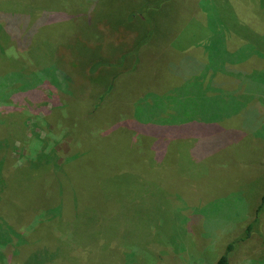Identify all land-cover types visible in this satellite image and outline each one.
Masks as SVG:
<instances>
[{
    "label": "rangeland",
    "instance_id": "rangeland-1",
    "mask_svg": "<svg viewBox=\"0 0 264 264\" xmlns=\"http://www.w3.org/2000/svg\"><path fill=\"white\" fill-rule=\"evenodd\" d=\"M15 1L16 5L11 3L9 11L31 15L32 22L27 29L34 26L35 30L39 26L35 25L38 22L36 16L50 13L53 17L58 11L52 0H34V5L31 1ZM94 1L78 0L81 9L74 18L68 13L65 17L53 18L54 21L49 22V44L46 40L31 46L27 44L30 40L23 43L30 47L24 48L21 60L18 49L7 41L4 59H0V67L3 65L0 109L8 107L2 101L10 99L9 105H12L18 100L15 98L26 93L24 91L33 93L32 99L28 97L32 101L30 111L26 109L25 100H18L25 109L19 107L16 117L15 114L9 116L14 122L17 120V125L22 123L26 133L24 142L21 143L20 137L16 139L9 159L16 166L28 165L32 160L34 165L39 163L35 168L41 176L43 172L49 174L50 169L60 168L74 149L73 144L70 148L71 137L67 136L65 125H46L43 121L46 108L54 101L51 94L56 90L51 88L53 82L49 84L47 76L52 77L59 69L56 55L62 52L56 54L55 40L64 34L62 43L73 46L71 49L78 56L85 55L86 49L91 52L100 48L98 52L106 58L111 53L107 59L113 63L120 61L122 52H140L139 58L131 57L124 63L105 103L112 112H118L117 108L122 104L119 100L124 96L128 108L144 98L150 101L141 107L144 111L139 110L140 117L134 114V125H123L118 129H113L116 124L108 129L102 123L92 126L90 142L84 147H88L86 153L92 159L93 167L104 170V185L109 191L99 192L102 183L98 182L93 187L94 201L102 204L101 211L97 206L96 210L86 206L80 210L79 220H74L73 225L68 220L63 221L62 237L69 246L61 253V264H215L231 243H235V252H232L230 264H264V216H261V225H254L259 233L236 243L246 227L258 217L257 209L264 195V29H243L227 16L239 6L264 17V0H231L226 13L224 2L229 0H170L156 12L161 26L159 37L140 41V45L136 41V30L127 24L117 26L115 30L99 24L96 31L93 30V36L85 37L89 20L92 21L94 14L99 12ZM139 1V5L134 4ZM146 1L153 0H123L126 7L133 9L144 8ZM207 1H211L212 31L223 41L222 44L213 43L214 66L218 67L220 61L225 60L224 72H218L221 75L216 80L221 84H232L233 92L229 88L217 92L216 88L206 89L200 83L199 89L195 86L194 80L201 76L198 73L200 61L207 64L206 52L198 39L208 21L200 4L205 2L207 5ZM5 4L9 6L8 1ZM111 6L112 15L123 19L121 1L114 0ZM2 17L5 16L0 14V24ZM16 17L18 20L20 16ZM24 27L20 21L16 31H22ZM136 27L147 31L145 24ZM170 29L172 31L168 32ZM23 35L20 32V36ZM105 43L120 50L119 54ZM104 45L108 46L107 50ZM210 75L206 73V81ZM97 90L89 93L101 92ZM200 95L213 99L206 105L208 109L199 107L200 116L205 119L214 113L217 118L212 124L198 122L197 127L191 126L198 132L195 137L171 140L168 135L176 134V128L171 129L174 126L170 119L183 121L188 118L183 113L182 100L197 99L201 104L206 99L198 98ZM215 95L220 97L214 99ZM152 99H158L161 107L150 104ZM166 100L169 103L164 104ZM118 114L115 123L119 120L120 124L124 123L126 115ZM115 116L110 115L109 119ZM175 123H178L177 127L183 124ZM88 128L77 122L79 134H85ZM141 130L158 132L159 152L153 150L156 142L150 135H154L150 132L149 136H144ZM180 131L186 134L188 128ZM160 133L167 135L163 145ZM79 152L78 157L85 154L83 149ZM75 158L77 156L73 154L67 161ZM48 159L52 165L47 166L45 160ZM96 176L101 181L100 176ZM34 177L38 178L37 175ZM88 183L92 182L88 180ZM24 254L33 264H41L46 255L54 256V252L41 250ZM0 264H4L3 261Z\"/></svg>",
    "mask_w": 264,
    "mask_h": 264
},
{
    "label": "trees",
    "instance_id": "trees-1",
    "mask_svg": "<svg viewBox=\"0 0 264 264\" xmlns=\"http://www.w3.org/2000/svg\"><path fill=\"white\" fill-rule=\"evenodd\" d=\"M6 1H8L9 6L5 4ZM30 1L32 5H34V0H20L22 3ZM52 1L55 2L58 7L57 13H55L53 17L50 13L42 16L40 15L39 17L36 16L35 18H38V22H35V25L39 24V26L34 30V26L27 29V26H29L32 22L31 15H22L16 13V11H9L11 10V3L16 5L15 0H0V14L5 16L2 17V24H0V59H4L3 56H5L4 51L6 49L5 47L7 46V41L12 43L18 49L17 53L21 60L23 57L22 55L24 54V48L30 47L31 44H37L39 40H46L47 42L45 43L49 44V22L54 21L53 18L55 17L56 19L65 17L64 15L67 13L70 18H74L73 16L76 15V13L78 14L79 10L81 9V5L79 4L78 0ZM118 1L119 0H116V2ZM120 1L123 6V10L120 9V14L123 19L120 20L117 19L115 15H112L113 10L111 4L112 2L114 3V0H100V2L99 0L94 1V4L99 12L94 14L92 21L89 20L88 28L85 32L87 35L85 37H88L89 35L93 36V30L96 31L99 24L107 26L113 30H115L117 26H125L127 24V27L136 30V41L139 42L138 45L150 37H159L161 26L159 25L160 21L156 19V12L157 9L163 5V3L166 4L170 0H153L152 2L146 1L144 8L139 9L126 7V5H124L125 2H123V0ZM140 2L141 1L134 4L139 5ZM230 2L231 0L224 2V13L227 12V7L229 6ZM168 4L169 3H167V5ZM210 4L211 1H207V5H205V2L200 4L201 9L206 12L208 18L206 28H202L203 31L198 36L199 42L202 43L207 55V64H203L202 61L197 60L202 63L201 66L198 67V73H201L200 78L202 79V82H200V78H198L199 80H194L196 84L195 86L197 89H199L198 83H200V86L206 89L216 88L217 92H223L225 89L228 90L229 88L230 91L233 92L234 90L230 88V85L232 84L229 82L221 84L216 80L217 76L221 75L218 72H224L222 68L225 60L220 61L218 67L214 66L215 59L213 58L212 54L213 43L216 41V43L221 42L222 44L223 41L220 36L215 35L212 31L214 29H212V14H209V12H211ZM159 11L160 10H158V12ZM16 15L18 17L20 16L21 18L19 17L17 20ZM227 16L229 17V19L227 18L228 20L237 24L243 29H264V17L254 14L244 7H235L234 10H231V15ZM20 21L25 26V32L24 30L16 31L17 23ZM139 24H145L147 31L143 32L140 30V27H136V25ZM44 28L45 30L40 34L39 30ZM171 31L172 29L168 30V32ZM20 32H22L24 35L20 36ZM63 38L64 34L62 38H57L54 44L56 45L55 47L57 49L56 54L60 51L62 52H60L58 56L56 55V63L58 64L57 66L59 69L55 74H52V77L50 75L47 76L49 84L50 82H53L51 88H56V90L55 94H51L52 97L50 96L54 101H52V106L50 108H46L47 111H45L43 121L46 123V125L54 124L57 126L58 124V126H61V124H63L66 126L67 136L71 137L70 148H72V144L74 145V149L69 152V159L73 156V154H76L77 158L70 161H67L69 160L67 159L60 168L50 169L51 171L49 174L47 172H43L41 176L36 173L38 170L35 168L40 164L38 163L34 165L33 160L28 165L27 163H24L22 166H16V163L13 161L11 162L9 159L11 155V149L16 143V139L18 137L21 138V143L24 142L23 137H25L26 133L24 132V125L22 123L17 125L16 118V121L14 122L12 119H9V116L15 114L16 117V114L19 110L18 108L23 107L21 106L22 102H19L18 100H25L24 103L28 105L26 109L30 111L32 108V101L29 100V98L32 99L31 97H33V93L31 91H24L26 93H22L18 98H15L18 100L14 101L12 105H9L8 100L10 99L2 101L8 106L0 109V262L2 263L3 261L4 264H20L21 262L24 264H33V262L29 260V256L25 255L24 252H36L37 250H41L42 252H54V256H44L42 258L41 264L62 263L61 253L66 252L68 249L67 247L69 246L67 241H64L62 237V233L65 231L63 221L68 220V223L73 225L74 220H79L77 218L80 210L86 206H92L94 210H96L97 206L101 211V208L103 207L102 204L99 202L96 204L94 201L95 189L93 187L94 185H97L98 182L102 183V187L99 188V192H104L105 190L108 193L109 191L108 187L104 185V179L106 177L104 170H101L100 167H93V161L92 159H89L90 157H88V153H86L88 151V147H84L90 142L92 126L102 123V125L108 129L110 126H112V124H116L113 129H118L123 125H132L133 122L136 121L134 119V114L136 113V115L140 117L139 110L144 111L145 108L142 109L141 107L143 105L146 106V101H150V99L147 100V98H144L139 101L137 105L133 103L130 108H128V105L124 104L126 97L122 93V96L124 97L123 99L119 100V103H121L122 100V104H124V106L121 104V108H117L118 112L117 110L112 112V109L106 105L107 103H105V99L111 94L114 88L115 81L117 80V74L121 75L120 71L124 68V63H126L131 57L139 58L140 52H132L131 50L122 52L120 56L118 55L120 61L113 63L107 59L110 57L109 55H111V53H109V55L107 54L108 57L106 58V56H103L101 52H98V49L100 48H97V51L92 50L91 52L90 50L86 49L85 55L79 54L78 56L77 53L75 54L72 51L71 47L73 46L62 43ZM29 40L30 42L27 43ZM23 43L30 44V46H25ZM105 44H107L113 51L118 50L117 48H112L108 43ZM108 46L104 45L103 47L105 50H107ZM119 51L120 50L115 53L119 54ZM231 56H234L235 58V55ZM82 59L84 61L87 60V62H84ZM192 60L196 61L193 58ZM2 67L3 65L0 67V72ZM206 73L211 74L208 81L205 80ZM215 84H218L221 87L217 88L215 87ZM0 85L2 84L0 83ZM95 88L101 92L98 94L89 93V91L95 92ZM199 94H201V92H199ZM53 96L55 97L53 98ZM11 97L14 98L16 96H10V98ZM219 97L220 95H215L213 98L217 99ZM198 98L206 99V101L202 102L203 100H201L202 103L200 104L197 102V99L195 101L191 98H182V104L185 105L183 108V113L187 114L188 118L183 121L174 117L170 119L172 126H174L171 129L175 130L176 128V134L168 135L171 140L176 138L195 137L198 135V132L196 129L191 128V126L197 127L198 122L212 124V122L217 118L214 113L207 116L205 119L200 116L197 111L200 109L199 107L201 106L202 110L208 109L209 107L206 105L210 104L213 99H210L205 95H200ZM163 102L164 104L169 103L167 100ZM151 103L156 104L153 106L161 107L159 105L158 99H152L150 104ZM13 105L15 108H13ZM118 113H120L121 117L122 114L126 115V121L124 123L120 124V120L115 123L117 117L119 116ZM110 115L116 116L112 119H109ZM139 117L137 118L138 120ZM158 120L162 119L159 118ZM108 121H110V123ZM176 121L183 123L181 127L176 126L178 125V123H175ZM77 122L78 124L81 123V125L89 127L85 134H79V132L76 130ZM184 127L188 128V133L186 134L181 133L180 131L184 129ZM163 129L166 130V127H163ZM150 132L147 130H141L140 133L144 136H149ZM161 133L159 137L163 139L161 144L163 145L167 135H162ZM151 134L154 136L150 135V137L154 138L156 142L153 150L159 152L160 145L157 143L158 132L152 130ZM78 149L79 151L83 149V153L85 154L78 157V155H80ZM51 158L52 156L50 155V159ZM50 159L45 160L48 162L47 166L51 163ZM50 165H52V163ZM50 168H52V166H50ZM83 170H85V173ZM96 174L100 176L101 181H99V178L96 176ZM34 175H37L38 178L34 177ZM88 180L92 183H88ZM263 208L264 195L261 199L260 206L257 209L259 212L257 213L258 217H256V220H254L255 222H252L253 224L251 223L246 227L242 233V237H240L239 240H236V243L240 241H246L255 235V232L259 233V230L255 231V226L262 224L260 221L262 220L261 216H264V210L262 212L260 211ZM53 209L55 210L53 211ZM114 209L116 210L115 207ZM85 217H89V215H85ZM82 220L83 218H81L80 221ZM31 226L33 228L32 231ZM52 236H54L53 241ZM234 244L235 243H231L225 248L222 255H220L216 260L215 264H230V259L233 254L232 252H235Z\"/></svg>",
    "mask_w": 264,
    "mask_h": 264
}]
</instances>
